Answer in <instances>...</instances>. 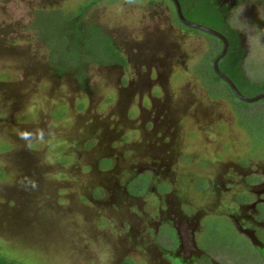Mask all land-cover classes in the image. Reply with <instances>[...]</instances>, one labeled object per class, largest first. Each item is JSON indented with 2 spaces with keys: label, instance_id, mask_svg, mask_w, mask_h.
<instances>
[{
  "label": "rangeland",
  "instance_id": "374dc122",
  "mask_svg": "<svg viewBox=\"0 0 264 264\" xmlns=\"http://www.w3.org/2000/svg\"><path fill=\"white\" fill-rule=\"evenodd\" d=\"M130 9L120 7L118 0H0V255L7 260L17 264H122L131 256L121 252L118 224L109 211L103 214L112 223H103L101 217H93L94 205L80 204L75 197L89 186L79 176L91 177L82 173L95 162L99 143L103 148L121 145L115 140L108 145L105 140L120 129L116 104L120 71L101 67L107 63L104 55L110 45L105 37L93 33L91 25L109 31L122 26L126 35L131 33L130 37L141 41V9ZM241 14L244 11L234 17L235 23L239 18L245 23ZM195 21L211 25L203 18ZM259 26L253 34L249 29L247 33L248 60L255 58L259 63L245 64L255 89L264 83V19ZM203 41L208 43L206 49H200L199 41L193 43L201 58L190 61L187 71L166 69L168 74L172 72L168 92L174 101L176 96L182 97L183 111L193 112L197 101L198 106L213 107L218 98L225 97L232 113L225 107L221 119L217 114L205 118L198 113V127L192 125L194 119L181 117L179 139L190 149L217 154L224 163L242 159L248 147V154L261 157L264 132L258 126L264 118L258 112H264V103L245 104L217 81L212 61L219 44L206 35ZM54 73L61 76L53 77ZM82 79L90 93L77 88ZM153 90L154 95L160 93V88ZM192 92L194 102L189 98ZM211 117L219 119L214 126ZM191 160L198 162L199 171L206 169L204 161L201 166L200 160ZM56 161L64 168L57 167ZM65 171L71 177L70 189L67 182L60 181ZM206 222L211 228L199 241L216 261L227 260L228 253L245 257L246 264H264L251 247L236 239L226 222ZM123 264L131 263L125 260Z\"/></svg>",
  "mask_w": 264,
  "mask_h": 264
},
{
  "label": "flooded vegetation",
  "instance_id": "af4514ba",
  "mask_svg": "<svg viewBox=\"0 0 264 264\" xmlns=\"http://www.w3.org/2000/svg\"><path fill=\"white\" fill-rule=\"evenodd\" d=\"M118 1L120 7L141 9L142 19L138 22L143 30L141 41H137V36L130 37L131 33L126 35L122 26L112 31L98 24L91 26L93 33L103 39L105 37L110 45V48L105 46L109 53L104 55L107 63L100 64L101 67L120 71L116 89V104L121 113L118 114L120 129H116L115 135H107L105 140L108 145H113L114 140L121 145L103 148L99 143L96 148L100 153L95 162L88 172L82 173H89L91 177L79 176L81 182L86 181L89 186L81 188L84 193H75L77 201L94 205L93 217H101L106 224L112 221L106 220L103 211H109L118 224L116 233L120 238L121 252L131 255L125 258L131 264H246L245 257L228 253L227 260L216 261L213 253L203 247L199 237L211 228L207 219L209 222L219 219L226 222L237 240L251 247L255 257L264 259V155L262 158L258 156L259 160L255 162L258 157L248 154V147L242 152L245 155L240 156L242 159L224 163L217 154L198 147L190 149L185 141L182 143L179 139L181 117L194 119L192 125L198 127V113L205 114V118L209 114H217L221 119L225 108L229 113L232 110L225 97H217L218 102L213 107L198 106L197 101L193 112L183 111L180 107L182 97L176 96L174 101L168 92L167 83L172 72H166L169 67L187 71L189 62L198 59L199 51L192 48L193 43L199 41L202 44L200 49H206L208 43L202 42L206 35L220 47L212 61V73L217 81L240 101L220 75L231 82L243 97L252 98L264 93V83L258 84L260 89H255L245 69L247 62L259 63L255 58L248 60L250 46L247 33L248 29L253 34L260 28L259 21L264 19V0ZM242 11L245 23L241 18L235 23L234 17ZM196 18L206 19L211 25L200 24ZM250 20L251 23L248 22ZM195 25L220 36L200 30ZM235 60L242 81L251 89L245 84L246 89H240L230 76V66ZM216 61L220 75L214 69ZM52 76L60 77L61 74ZM86 82L82 79L77 88L90 93ZM154 87L160 88L159 94H153ZM253 87L259 92L252 96L242 94L252 91ZM194 94L189 93L192 102L196 100ZM211 101L214 103L213 99ZM242 102L252 106L264 103V98ZM260 111L258 114L264 118ZM216 120L219 119L211 117L212 126ZM183 125L184 120L181 128ZM258 128L264 132V121ZM188 136L193 134L188 133ZM107 149L111 150L108 154ZM193 158L200 160L201 166L204 161L202 167L206 169L199 171L198 162L195 164L191 160ZM56 162L57 167L64 168ZM67 171L60 175L63 176L60 181L67 182L66 186L71 178ZM71 182L74 184L75 180ZM57 198L62 197L58 195ZM103 237L107 236L104 234Z\"/></svg>",
  "mask_w": 264,
  "mask_h": 264
},
{
  "label": "trees",
  "instance_id": "16d2710c",
  "mask_svg": "<svg viewBox=\"0 0 264 264\" xmlns=\"http://www.w3.org/2000/svg\"><path fill=\"white\" fill-rule=\"evenodd\" d=\"M89 7V6H88ZM84 11H85V9L84 10H82L81 11V13L83 14L84 13ZM65 32H67V31H65ZM233 57V56H232ZM235 58H236V60L238 59V57L237 56H235ZM236 60H235V62H233V65L232 66H230V72H229V74H230V76L232 77V79L234 80V82L237 84V86L240 88V89H243V87H244V81H242V74H241V72H240V70L238 69V66H237V63H236ZM245 86L247 87V88H249V89H251L250 87L251 86H247L246 84H245ZM245 88V87H244ZM246 89V88H245ZM260 89V88H259ZM260 91H263V90H260ZM251 92H253L254 94H256V93H258L259 91H256L255 89H254V87L252 88V91H250V92H243L242 94L243 95H245L246 96V94L245 93H251ZM0 264H17L16 262H14V261H12V260H7V259H5L4 257H2L1 255H0Z\"/></svg>",
  "mask_w": 264,
  "mask_h": 264
},
{
  "label": "water",
  "instance_id": "95a60500",
  "mask_svg": "<svg viewBox=\"0 0 264 264\" xmlns=\"http://www.w3.org/2000/svg\"><path fill=\"white\" fill-rule=\"evenodd\" d=\"M179 13H180V12H179ZM195 26H196V25H195ZM196 27H197L198 29L203 30V31H206V32H208V33H210V34H212V35L220 36L219 34L215 33L214 31L209 30V29H207V28H204V27H202V26H196ZM225 50H226V46H225V48H224V51H223L221 57H222L223 54L225 53ZM221 57H220V58H221ZM214 69H215V71L218 73V70H217V61H216L215 64H214ZM218 74H219V73H218ZM219 75H220V74H219ZM220 77H221L223 80H225L226 83H228V85L231 87V89L234 91V93H235V94H236V95H237L242 101H245V102H256V101H258V100L264 98V93H261V94L255 96V97H252V98L243 97V96H241V95L238 93L237 89L233 86V84H232L231 82H229L227 79L223 78L221 75H220Z\"/></svg>",
  "mask_w": 264,
  "mask_h": 264
},
{
  "label": "clouds",
  "instance_id": "9594fccd",
  "mask_svg": "<svg viewBox=\"0 0 264 264\" xmlns=\"http://www.w3.org/2000/svg\"><path fill=\"white\" fill-rule=\"evenodd\" d=\"M104 258H105V257H104V254L102 253V254H101V259L103 260Z\"/></svg>",
  "mask_w": 264,
  "mask_h": 264
}]
</instances>
